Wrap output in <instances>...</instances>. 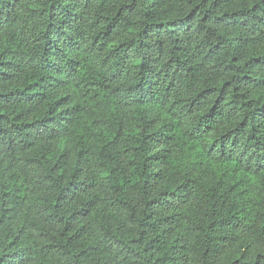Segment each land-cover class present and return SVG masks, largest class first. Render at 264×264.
I'll return each instance as SVG.
<instances>
[{
  "label": "trees",
  "instance_id": "16d2710c",
  "mask_svg": "<svg viewBox=\"0 0 264 264\" xmlns=\"http://www.w3.org/2000/svg\"><path fill=\"white\" fill-rule=\"evenodd\" d=\"M0 264H264V0H0Z\"/></svg>",
  "mask_w": 264,
  "mask_h": 264
}]
</instances>
